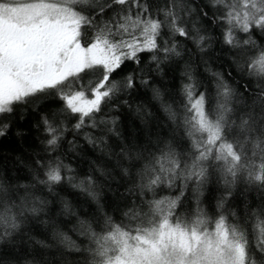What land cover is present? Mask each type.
<instances>
[{"label":"snow or ice","instance_id":"6c2138e0","mask_svg":"<svg viewBox=\"0 0 264 264\" xmlns=\"http://www.w3.org/2000/svg\"><path fill=\"white\" fill-rule=\"evenodd\" d=\"M10 135L0 264H264V0H0Z\"/></svg>","mask_w":264,"mask_h":264},{"label":"trees","instance_id":"16d2710c","mask_svg":"<svg viewBox=\"0 0 264 264\" xmlns=\"http://www.w3.org/2000/svg\"><path fill=\"white\" fill-rule=\"evenodd\" d=\"M12 143H13V139H12L11 135L8 137V139H0V144L11 145ZM84 167H86V165H84Z\"/></svg>","mask_w":264,"mask_h":264}]
</instances>
